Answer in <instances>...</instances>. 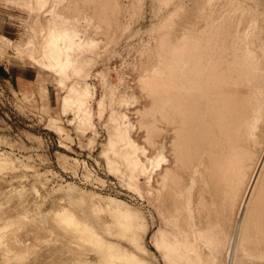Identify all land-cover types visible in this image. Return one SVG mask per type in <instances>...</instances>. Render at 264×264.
<instances>
[{
    "label": "rangeland",
    "instance_id": "374dc122",
    "mask_svg": "<svg viewBox=\"0 0 264 264\" xmlns=\"http://www.w3.org/2000/svg\"><path fill=\"white\" fill-rule=\"evenodd\" d=\"M112 1L119 7L106 11L115 20L111 26L108 20L99 28L89 12L71 23L77 43H96L74 48L62 73L46 64L41 48L49 16L44 17L54 0H0V264H185L171 259L164 240L182 235V221L175 220L181 205L194 231L199 173L192 167L191 179L178 182L181 198L160 194V175L173 157L160 130L146 142L150 119L140 111L157 79L169 78L157 72L166 54L160 36H175L185 24L193 29L192 6L199 0H109L110 6ZM65 96L71 102L63 105ZM153 103L170 110L159 99ZM116 131L124 141L108 150ZM127 141L136 148L128 149ZM127 150L138 166L132 174L121 157ZM263 161L264 150L238 221ZM111 212L122 223L114 230ZM72 214L80 228H63Z\"/></svg>",
    "mask_w": 264,
    "mask_h": 264
},
{
    "label": "bare ground",
    "instance_id": "6f19581e",
    "mask_svg": "<svg viewBox=\"0 0 264 264\" xmlns=\"http://www.w3.org/2000/svg\"><path fill=\"white\" fill-rule=\"evenodd\" d=\"M118 7L117 1H112L110 6L109 0H54L44 17L49 16L44 21L46 30L41 43L46 64L64 73L70 66L74 48L81 50L91 42L96 43L92 40L84 45L77 43V31L72 29L71 23L76 25L79 15L89 12L94 19L91 22H96L100 28V23L109 20L107 9L112 12ZM192 7L193 29H187L189 25L185 24L187 27L180 33L175 32V36L164 32L158 37L159 47L165 49L166 54L157 55L163 57L159 58L160 71L157 72L169 78L157 79L147 92V105L140 111L141 116L150 119L145 120L148 124L141 123L147 126L146 142L160 130L168 137L173 157L171 166L160 175V194L171 193L181 198L178 182L191 179L192 167L199 173L194 183V231H189L191 223L186 206L181 205L178 217L173 219L182 221V235L174 238L166 235L164 246L172 260H184L185 264H225V257L226 264H264V161L247 207L237 220L253 170L264 150V0H199ZM114 22L112 19L107 24L111 26ZM161 28L164 30V26ZM149 74L148 77H152ZM148 77H144L145 80L148 81ZM73 87L71 85V92ZM79 92L84 95L85 89ZM156 99L170 110L156 109L153 103ZM62 101L63 105L71 102L69 96ZM123 141V134L116 131L106 147L115 151ZM126 146L136 148L131 141H127ZM128 151H121V157L132 174L138 166L132 152ZM109 220L113 230L122 225L114 212ZM79 223V217L72 214L63 228L79 227ZM82 228L87 229L86 225Z\"/></svg>",
    "mask_w": 264,
    "mask_h": 264
}]
</instances>
